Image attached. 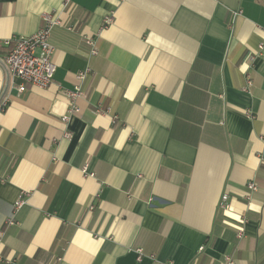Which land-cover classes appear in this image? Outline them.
<instances>
[{
  "label": "crops",
  "instance_id": "1",
  "mask_svg": "<svg viewBox=\"0 0 264 264\" xmlns=\"http://www.w3.org/2000/svg\"><path fill=\"white\" fill-rule=\"evenodd\" d=\"M46 13L53 81L0 113V228L28 193L0 264H264V0H0V96Z\"/></svg>",
  "mask_w": 264,
  "mask_h": 264
},
{
  "label": "built area",
  "instance_id": "2",
  "mask_svg": "<svg viewBox=\"0 0 264 264\" xmlns=\"http://www.w3.org/2000/svg\"><path fill=\"white\" fill-rule=\"evenodd\" d=\"M43 24L34 33L15 37L7 38L2 41V45L6 47V52L3 59V64L9 77L6 92L0 96V113L3 112L8 104L9 90L14 89L16 94L23 93L27 87L46 88L53 81V75L56 70L55 63L53 62L54 47L50 42L51 30L54 26L60 25L61 20L51 14L46 13L43 15ZM111 17H106L104 25L110 24ZM84 42L89 47L90 55L97 54L95 40L92 37H85ZM264 49V41H261L255 54L259 55ZM90 71L89 67L77 73V78L82 80L85 75ZM251 86V80L246 77L244 89ZM69 97L68 115L62 119L67 121L71 115L79 112L76 106V98L82 94L79 88L75 90L66 91ZM97 111L101 107L96 108ZM84 175L93 176L92 172L87 171V165L84 164L81 168ZM249 191L256 190V184L253 181L247 183ZM27 192H22L13 203L12 214L5 220L4 226L0 228V243L4 236L5 227L16 224L14 215L16 211L24 204ZM220 206L227 207V195H222L220 199ZM94 207L93 204L89 205V209ZM238 237L242 236V232L237 233ZM137 253V260L141 259V249L135 250ZM1 259V257H0ZM221 264H234V259L226 255L223 257Z\"/></svg>",
  "mask_w": 264,
  "mask_h": 264
}]
</instances>
